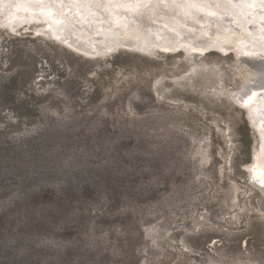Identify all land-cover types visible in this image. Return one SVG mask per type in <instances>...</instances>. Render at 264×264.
<instances>
[{"label":"rangeland","instance_id":"obj_1","mask_svg":"<svg viewBox=\"0 0 264 264\" xmlns=\"http://www.w3.org/2000/svg\"><path fill=\"white\" fill-rule=\"evenodd\" d=\"M126 1L109 15L152 11L199 40L131 36L93 59L0 14V264H264V194L244 170L258 136L231 95L255 72L236 55L249 32L216 0Z\"/></svg>","mask_w":264,"mask_h":264},{"label":"bare ground","instance_id":"obj_2","mask_svg":"<svg viewBox=\"0 0 264 264\" xmlns=\"http://www.w3.org/2000/svg\"><path fill=\"white\" fill-rule=\"evenodd\" d=\"M199 1L203 2V0ZM216 1L218 8L228 10L231 13L228 19L232 22L231 24H234L235 26L238 24L237 26L240 28V31L238 32H249V36H245V38L249 39L248 41L251 40L250 45H242L243 49L237 48L239 51H237L236 48V50L231 48L239 53L236 54L239 57L241 56L243 59L249 58L251 61H249L250 64L248 65L252 67V71H255L254 73L252 72V76H250L243 84L242 91L244 93L241 92L235 94V92H232L231 95L233 98H235L236 95L239 97V99L236 97L238 99L237 106L241 108L243 112L246 111L245 114H247L250 120L249 122L255 131L254 138L256 139V136H258L257 143L254 139L256 148L253 150V153L251 152L252 161L250 164L244 166V170L249 176L251 185L253 187H258L259 190L261 189V192L264 194V83H259V80L264 77V56L262 58L251 56L252 54L255 55L256 53L264 52V17L259 16V12H256L257 6H264V0H241L240 2H237L236 0ZM101 2L102 0H0V14L2 16L3 25H7L13 30H17L24 25H36L37 23L44 22L42 26L49 30L53 38H56L59 42L70 48V50L72 49L73 51L93 59L104 58L113 49L115 50V47L124 40H129V42H131L132 38L128 39L131 36H134L135 38L133 39L136 40H134L135 42H131L132 44H128L129 47H134L136 45L135 47L143 46L142 48L145 50H151L160 46L161 48H168L174 51L180 50L183 47V44L187 41L196 43L200 38V32L196 26H191L190 29H187L181 38H174L176 37L173 36L175 33L164 32L166 25L161 27L152 21V11H149V13L147 12L139 19L134 17L132 15L133 13H129L128 15L120 14V12L114 13L123 21L119 22H125L123 26H117L116 24L118 23L114 24L115 20L112 16L115 17V15L112 11L115 8L117 10V7L121 6V3L125 4L127 1L121 0L120 3L118 0H110V2L107 1L108 4L104 1L107 6L113 8L111 11V14L113 15L110 14L111 18L106 9L105 3L102 5ZM131 2L132 0L130 3ZM205 2H203V4ZM241 2L243 4L246 2V4L243 5ZM126 4L129 3L127 2ZM132 4L134 3L132 2ZM210 5L213 6L215 3ZM126 6L127 8H130V6L133 5H129V7L128 5H125L123 7L126 8ZM135 8L138 10L137 7ZM205 8H207V5ZM132 9L134 8L131 7V10ZM248 13H250L249 18H247L249 15ZM221 15H224V12ZM227 15L228 14H226V16ZM219 18L220 17H218V19ZM245 18L248 19V22L245 21L246 23L243 20ZM92 20L94 23L91 22ZM222 20H224V18ZM131 21L135 22L136 25ZM129 22H131L132 25H129ZM226 22L222 21V23ZM219 25H221V23ZM251 25L260 26L262 29H258V31L253 32L252 35V28L249 29ZM226 27L229 28L227 24ZM177 33L175 35H178ZM95 35H101V37L96 38L94 37ZM217 36H222V34L217 33ZM123 44L126 46V43ZM223 51L228 53V51ZM190 53L187 52V54ZM239 57L236 58L238 59ZM198 60L200 59L198 58ZM253 101L258 102L259 105H256Z\"/></svg>","mask_w":264,"mask_h":264},{"label":"water","instance_id":"obj_3","mask_svg":"<svg viewBox=\"0 0 264 264\" xmlns=\"http://www.w3.org/2000/svg\"><path fill=\"white\" fill-rule=\"evenodd\" d=\"M194 61L195 62H198V57L194 56ZM261 81V82H260ZM259 83H264V77L262 79L259 80ZM244 93V92H243ZM246 93V92H245ZM245 121H246V124H247V127L249 129V132L254 136L255 134V131L253 130L252 126H251V123L249 122V118L247 116V114H245ZM250 160H251V157H250Z\"/></svg>","mask_w":264,"mask_h":264}]
</instances>
